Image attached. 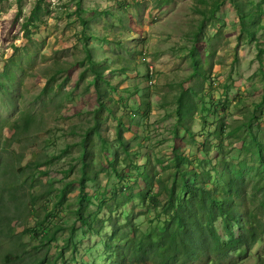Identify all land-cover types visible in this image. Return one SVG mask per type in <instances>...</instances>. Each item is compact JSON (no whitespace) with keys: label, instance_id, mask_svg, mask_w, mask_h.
Wrapping results in <instances>:
<instances>
[{"label":"rangeland","instance_id":"rangeland-1","mask_svg":"<svg viewBox=\"0 0 264 264\" xmlns=\"http://www.w3.org/2000/svg\"><path fill=\"white\" fill-rule=\"evenodd\" d=\"M259 3L0 0V155L25 156L11 166L20 178L0 175V213L8 217L0 216V227L13 228L0 233V264L117 263L105 244L113 250L135 229L160 228L150 201L158 191L144 178L157 173L153 181L169 187L177 159L186 161L190 183L193 172L212 174L207 190L217 200L221 176L242 177V200L252 207L261 182L255 144L264 148ZM190 91L197 111L179 125L176 101L182 93L191 99ZM25 113L35 119L20 136ZM15 135L20 144L11 143ZM33 149L39 161L48 159L45 168L23 169ZM78 210L99 234L82 225ZM213 219L226 241L221 219ZM144 264H155L151 254ZM231 264H264V235Z\"/></svg>","mask_w":264,"mask_h":264},{"label":"trees","instance_id":"trees-1","mask_svg":"<svg viewBox=\"0 0 264 264\" xmlns=\"http://www.w3.org/2000/svg\"><path fill=\"white\" fill-rule=\"evenodd\" d=\"M262 4H264V0H260L259 5L256 6L258 10ZM94 74L95 82L98 85L101 81V72L96 69ZM189 95L192 103L187 101L190 98H187L185 93L180 94L176 101L179 125L183 124L189 110L197 111L198 106L195 102L193 103L197 96L194 91H190ZM34 119L35 116L29 113L18 117L16 129L20 136L27 134ZM184 130L187 129L184 128ZM116 131L118 145L121 149H125L124 125L119 122ZM20 142L18 136L15 135L11 143L20 144ZM255 151L259 158L261 172H258V175L261 174V182L252 189V191L256 189L259 191L251 208L245 207L246 204L242 200L248 186L242 177L234 174L230 177L229 182H225L221 176V188L217 200L212 198L207 190L212 174L207 172V176H203L193 172V181L190 183L184 179L185 174L181 167L186 164V161L182 159L174 161L175 164L172 166L174 176L171 178L169 187L160 180L153 181V178H157V173L150 179L144 178V181H149V185L158 191L150 201L156 204L152 207L155 209L156 219L161 220L160 228L152 233L139 232L135 229L132 239L126 241L125 244H122L123 240H120L113 250H111L113 244H105L107 250L117 256L118 260L115 264H144L149 254L152 255L155 264H177L180 261L199 259L201 256L207 260L206 264H231V259L237 256L241 250L249 251L253 248L264 235L262 232L264 230V148H261L260 143H256ZM3 153L4 155H0V175L20 178L16 176V171L14 174L11 166L13 163L23 162L25 156L9 151L7 155L5 151ZM14 156L19 157V162L13 160ZM47 161L48 159L39 161L37 149H33L29 162L23 169L31 165H34L37 170L40 167L45 168ZM223 174L227 173L223 172ZM57 193L55 192V195L60 199L61 196ZM159 197L162 198V201L158 202ZM3 201L4 199L0 197V212L5 207ZM214 214H216V218L221 219V229L226 241L222 239L215 227ZM76 216L83 226L88 225L90 230H96L99 234V229H93L89 221L81 219L80 210L76 212ZM1 218L8 219L7 215H3ZM12 232L13 228L10 227L9 222L1 225V234ZM123 234L126 235L125 232ZM48 239L50 241L53 238L49 237Z\"/></svg>","mask_w":264,"mask_h":264},{"label":"clouds","instance_id":"clouds-1","mask_svg":"<svg viewBox=\"0 0 264 264\" xmlns=\"http://www.w3.org/2000/svg\"><path fill=\"white\" fill-rule=\"evenodd\" d=\"M207 263V262H206Z\"/></svg>","mask_w":264,"mask_h":264}]
</instances>
